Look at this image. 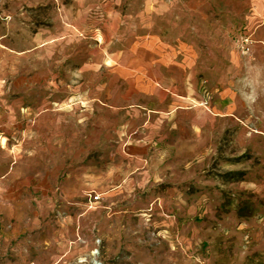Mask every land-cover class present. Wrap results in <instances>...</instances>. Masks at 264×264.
<instances>
[{
    "label": "rangeland",
    "instance_id": "374dc122",
    "mask_svg": "<svg viewBox=\"0 0 264 264\" xmlns=\"http://www.w3.org/2000/svg\"><path fill=\"white\" fill-rule=\"evenodd\" d=\"M262 12L0 0V264H264ZM140 38L156 93L111 61Z\"/></svg>",
    "mask_w": 264,
    "mask_h": 264
},
{
    "label": "crops",
    "instance_id": "0c3cea01",
    "mask_svg": "<svg viewBox=\"0 0 264 264\" xmlns=\"http://www.w3.org/2000/svg\"><path fill=\"white\" fill-rule=\"evenodd\" d=\"M107 16H110V9H107L104 11ZM258 35L260 34V44L262 48L264 49V12H262L261 19H258ZM78 26H81L79 23ZM148 44V41H144L141 38L134 42L133 46H126L123 44L122 48H119L117 51L112 52L111 54V61L114 62L118 67V73L121 74L122 77H124L126 74L129 75V73H126L127 71L133 72V77L135 81L137 82V87L139 90H142L143 92H159L157 88H163L165 86V78L162 73H156L154 70H152L153 65H157L161 67L162 61H158L157 59L154 60L153 58H149V56L146 55L144 48ZM264 55V54H263ZM160 64V65H159ZM165 64V63H164ZM157 70V69H156ZM161 70V69H160ZM157 75V81L155 83V86H152L151 83L147 79H151L154 77L155 74ZM163 86V87H162ZM181 100L189 101V99L185 97H181ZM195 104V103H194ZM196 106V105H195ZM171 110H168L166 112H160L157 111L156 113H159L160 116L158 117L159 120L157 122V130L162 129L163 126H165V123H168L172 126H170V130L174 131L175 129H180L181 132H186L185 129L188 130V133L190 131V124H199V117L196 119V117H192L188 109H184L182 106H180V101H175L174 104L170 107ZM179 110L182 111L183 115L179 116L177 115L179 113ZM181 112V111H180ZM216 120V119H215ZM179 126V127H177ZM124 134V133H123ZM122 134V135H123ZM264 135V134H263ZM183 157L186 156V169L189 168V160L188 156L189 154L185 155L184 151L180 153ZM100 196V195H98ZM101 197V196H100Z\"/></svg>",
    "mask_w": 264,
    "mask_h": 264
},
{
    "label": "built area",
    "instance_id": "2783aa9c",
    "mask_svg": "<svg viewBox=\"0 0 264 264\" xmlns=\"http://www.w3.org/2000/svg\"><path fill=\"white\" fill-rule=\"evenodd\" d=\"M100 196L96 195L94 198H93V201L91 202V205H90V208H92L93 204H96L100 201Z\"/></svg>",
    "mask_w": 264,
    "mask_h": 264
}]
</instances>
